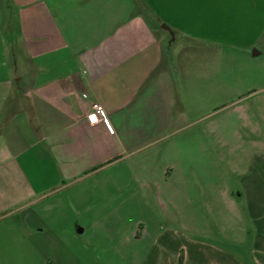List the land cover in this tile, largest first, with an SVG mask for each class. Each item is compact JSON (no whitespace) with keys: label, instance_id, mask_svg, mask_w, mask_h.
Segmentation results:
<instances>
[{"label":"crops","instance_id":"1","mask_svg":"<svg viewBox=\"0 0 264 264\" xmlns=\"http://www.w3.org/2000/svg\"><path fill=\"white\" fill-rule=\"evenodd\" d=\"M176 37L231 49V84L264 0H0V264H264V78L187 120Z\"/></svg>","mask_w":264,"mask_h":264},{"label":"rangeland","instance_id":"2","mask_svg":"<svg viewBox=\"0 0 264 264\" xmlns=\"http://www.w3.org/2000/svg\"><path fill=\"white\" fill-rule=\"evenodd\" d=\"M172 37L168 38L171 40ZM176 41L167 46V51L170 53L171 58L179 59L180 56H185L186 60L181 61V68L186 74L185 88L183 93L182 103L185 105V114L187 120H199L204 124L214 118L220 117L225 113L226 106L233 101L238 100L241 94L238 93L239 79L243 78L244 71L248 70V77L253 81L264 78V60L256 58L254 61H248L246 58L240 56V52L235 51V68L240 73V77L235 78L233 83H229L228 79L222 74L230 66L229 57L231 56V49L223 46L216 47L210 44H197L189 39L176 37ZM202 53L200 58L196 55ZM213 54V56H212ZM211 56V59H210ZM179 61V60H176ZM204 70L211 71L209 79L204 76H196V71ZM195 87L191 89V87ZM234 88V89H233ZM177 135H171L170 140L176 138ZM169 140V139H168ZM169 140V141H170ZM168 143V142H167ZM162 145V144H160ZM158 144L150 145L137 151L124 152L117 165L123 168L138 163H146L150 156V151H154ZM142 148V147H141ZM126 153V154H125ZM148 163V162H147ZM224 169V167H223ZM141 174V171L139 172ZM85 242V235H81L82 244ZM81 244V245H82ZM87 246V244H85ZM84 245V247H85ZM83 246V245H82ZM90 250L91 247L87 246ZM92 250V249H91ZM90 250V253H92ZM95 254V253H94Z\"/></svg>","mask_w":264,"mask_h":264},{"label":"built area","instance_id":"3","mask_svg":"<svg viewBox=\"0 0 264 264\" xmlns=\"http://www.w3.org/2000/svg\"><path fill=\"white\" fill-rule=\"evenodd\" d=\"M102 114H103V109H102V107H101L99 104L94 103V104L92 105V112H91L89 115H87L88 122H89L90 124H95V123H97L98 120L101 119ZM93 118H94V119H93Z\"/></svg>","mask_w":264,"mask_h":264},{"label":"snow or ice","instance_id":"4","mask_svg":"<svg viewBox=\"0 0 264 264\" xmlns=\"http://www.w3.org/2000/svg\"><path fill=\"white\" fill-rule=\"evenodd\" d=\"M94 119V118H93Z\"/></svg>","mask_w":264,"mask_h":264}]
</instances>
